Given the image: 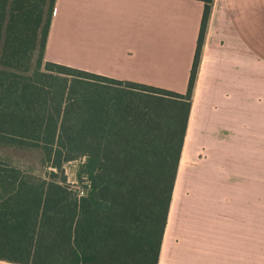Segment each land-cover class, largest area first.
Returning <instances> with one entry per match:
<instances>
[{
    "label": "trees",
    "instance_id": "trees-1",
    "mask_svg": "<svg viewBox=\"0 0 264 264\" xmlns=\"http://www.w3.org/2000/svg\"><path fill=\"white\" fill-rule=\"evenodd\" d=\"M212 1L178 92L46 59L56 0H0V258L158 264Z\"/></svg>",
    "mask_w": 264,
    "mask_h": 264
},
{
    "label": "crops",
    "instance_id": "crops-1",
    "mask_svg": "<svg viewBox=\"0 0 264 264\" xmlns=\"http://www.w3.org/2000/svg\"><path fill=\"white\" fill-rule=\"evenodd\" d=\"M205 8L206 0H56L46 59L186 92ZM255 113L264 118V0H213L181 160L187 149L195 161L202 143L226 158L208 205L189 200L192 163H180L158 264H264V205L251 204L249 188L262 162L252 151L263 149L262 136L252 143L249 135L264 129L243 124L250 141L236 143L233 124ZM238 149L248 157L232 156Z\"/></svg>",
    "mask_w": 264,
    "mask_h": 264
},
{
    "label": "rangeland",
    "instance_id": "rangeland-1",
    "mask_svg": "<svg viewBox=\"0 0 264 264\" xmlns=\"http://www.w3.org/2000/svg\"><path fill=\"white\" fill-rule=\"evenodd\" d=\"M257 115L251 114L249 118L237 117L233 118V124L237 129V133L234 135L235 142L241 143L242 141L248 142L251 139V142H256L257 139L262 136V148L261 150L252 151L256 153V157H258L259 153L261 154V166L260 170L259 167L253 166L251 167L252 180L249 183V188L251 191V204L252 205H264V133L261 134H251L246 136V133L243 132L244 125H250L252 127H261L264 129V118L254 116ZM205 142V141H203ZM202 146L197 156V159L193 162L190 153L187 149H185V153L183 155V159L181 160V168L185 167V165H190L191 167L188 168L186 171V184L187 189L189 190L192 195L189 197V200L194 202L197 205H208L212 204L213 198H211V192H215L218 189L214 186L212 178L219 172L217 162L226 158V156L221 155V151L215 150H208V145L201 144ZM232 156L234 155L237 157L239 154L242 158L248 157L247 150H234L230 151ZM231 159V156H229ZM17 164H22L18 162V160H14ZM83 159L72 160L66 162L64 165L65 174L67 175L68 182L78 191L85 188L87 183V176L86 173L83 171ZM231 165H229V168ZM36 173L44 176L45 175V168H38L34 170ZM238 179L242 180L243 176L238 175ZM237 179V180H238ZM238 180V183L240 181ZM242 183V182H241ZM182 178L178 181L176 189H182ZM188 200V197L186 198Z\"/></svg>",
    "mask_w": 264,
    "mask_h": 264
},
{
    "label": "built area",
    "instance_id": "built-area-1",
    "mask_svg": "<svg viewBox=\"0 0 264 264\" xmlns=\"http://www.w3.org/2000/svg\"><path fill=\"white\" fill-rule=\"evenodd\" d=\"M85 192H86V190H85V188H83L82 190L79 191V194L83 195V194H85Z\"/></svg>",
    "mask_w": 264,
    "mask_h": 264
}]
</instances>
